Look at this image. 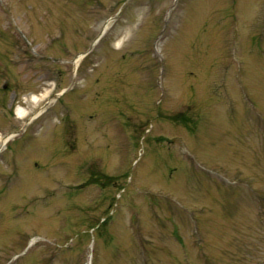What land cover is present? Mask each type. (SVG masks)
<instances>
[{"label":"rangeland","instance_id":"374dc122","mask_svg":"<svg viewBox=\"0 0 264 264\" xmlns=\"http://www.w3.org/2000/svg\"><path fill=\"white\" fill-rule=\"evenodd\" d=\"M10 134L0 264H264V0H0Z\"/></svg>","mask_w":264,"mask_h":264},{"label":"flooded vegetation","instance_id":"af4514ba","mask_svg":"<svg viewBox=\"0 0 264 264\" xmlns=\"http://www.w3.org/2000/svg\"><path fill=\"white\" fill-rule=\"evenodd\" d=\"M100 170H102V171H100ZM90 171H91V174L85 178L86 181L97 180V179L108 180V178L111 177V175H106L104 173L102 167L99 168L98 166L92 165V169H90Z\"/></svg>","mask_w":264,"mask_h":264},{"label":"bare ground","instance_id":"6f19581e","mask_svg":"<svg viewBox=\"0 0 264 264\" xmlns=\"http://www.w3.org/2000/svg\"><path fill=\"white\" fill-rule=\"evenodd\" d=\"M77 59H78V58H76V60L74 61V65L77 64ZM34 99H35V98H34ZM16 113H17L18 116H21V115H23V110H22V109H17ZM7 139H8L7 137H3V138L1 139V141H0V145H3Z\"/></svg>","mask_w":264,"mask_h":264}]
</instances>
